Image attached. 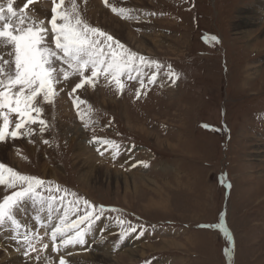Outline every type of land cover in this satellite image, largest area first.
Listing matches in <instances>:
<instances>
[{
  "label": "rangeland",
  "instance_id": "1",
  "mask_svg": "<svg viewBox=\"0 0 264 264\" xmlns=\"http://www.w3.org/2000/svg\"><path fill=\"white\" fill-rule=\"evenodd\" d=\"M25 2L13 0V6L20 9ZM102 2L77 0V5L90 25L158 61L162 65L158 80L140 89L139 79L146 80L155 70L141 66L137 79L121 77L124 89L119 93L115 83L103 76L94 88L86 85L73 97L68 93L79 77L56 85L57 90L63 88L55 98L62 105L58 109L41 104L45 130L41 132L38 123L28 125L31 137L0 143V162L45 181L25 199L26 216L34 218L37 212L41 217L51 210L54 220L76 197L81 198L80 214L83 199L116 209L106 211L86 234L84 251L92 254L88 264H264V16L244 31L237 26L256 0H108L107 6ZM7 3L0 0L6 16ZM112 7L129 9L135 17L123 19ZM38 9L50 13L51 0H37L26 14L38 21L43 18ZM121 23L126 26L123 31L118 27ZM169 65L179 74L174 82ZM75 95L87 102L79 107L89 121L87 128L73 105ZM112 105H119V110ZM11 120L14 127L15 117ZM94 136L120 145L115 160L110 148L90 142ZM82 146L92 160L80 156ZM7 184L5 174L0 202L19 190V184L16 189ZM32 204L33 216L28 209ZM16 217L30 237L41 236L44 229L35 219ZM69 218H76L75 211L69 212ZM118 219L143 225L144 235L137 238V227V232L119 240L129 225H119ZM6 223L0 226V264L11 261L4 260L6 251L17 250L18 264H45L35 252L25 256L26 246L16 243L14 226ZM25 230H19L21 240ZM166 240L185 248H163ZM75 245L77 252L80 245ZM100 245L111 249V258L105 259ZM131 247L136 254L129 253ZM53 253L54 261L48 264H55L58 253Z\"/></svg>",
  "mask_w": 264,
  "mask_h": 264
},
{
  "label": "snow or ice",
  "instance_id": "2",
  "mask_svg": "<svg viewBox=\"0 0 264 264\" xmlns=\"http://www.w3.org/2000/svg\"><path fill=\"white\" fill-rule=\"evenodd\" d=\"M35 3L37 0H26L22 8L15 9L13 0H8L7 16L4 7L0 6V143H5L8 139L16 140L22 136L31 137L33 130L26 128L28 125L38 123L40 131L43 132L46 121L40 118L43 112L41 104H54L58 91H63V88L57 90L56 85L61 84L62 81H68L70 77H79L78 82L72 81L74 86L68 93L70 97H73L78 90H86V85L94 88L100 76H103L108 83L114 82L116 91L122 92L124 84L121 77H127L129 80L137 79L141 75V66L147 68L154 66L155 70L146 80L139 79L140 89L158 80V70L162 68L158 61L139 55L112 35L90 25L82 16L77 0H69L67 6L66 0H51L50 13H45L38 21L26 14L29 6ZM103 3L107 6L108 0H103ZM32 11L36 12V9L33 8ZM111 11L123 19H131L129 15L131 10L112 7ZM212 39L216 38L212 37ZM52 43L55 48L51 46ZM168 69L173 82L179 79V74L173 72L170 65ZM140 89L136 92L137 98L142 94ZM143 94L147 95V92ZM86 103L85 100L80 99L79 95L73 98L77 115L81 117L87 128L89 121H85L79 111L80 105ZM90 113L89 106V115ZM13 116L15 117L14 127L11 126ZM21 129L25 131L21 132ZM90 142L104 146L105 150L110 148L113 160L119 154L120 145L114 140L94 136ZM44 143L47 144L49 141L45 140ZM96 151L101 156L104 155L101 147H97ZM140 163H143L144 167L148 166L147 162ZM5 174L8 177L7 186L16 189L19 184V190L6 195L0 202V226L6 222L13 225L15 234L12 238L18 245L23 242L26 246L25 256L32 251L36 253L35 258L39 260L42 249L35 248L33 240L40 243V238L37 233H33L30 237L27 226L20 223L15 213L22 207L25 199L30 198V193L44 185L45 181L21 175L0 162V185L5 184ZM228 187L230 188L231 185L229 184ZM71 195L76 196L75 193ZM63 200V197L60 198L62 206H64ZM80 204L79 197L69 201L71 207L62 215L55 217L57 223H53L51 210L48 212L46 223L39 215L34 217L36 224L45 229V235L50 229L52 251H59L60 247L69 245L84 244L85 236L92 228L93 222L99 220L106 211H117L106 209L103 205L96 206L87 199H83L84 211L80 214ZM70 211L76 213L74 220L69 218ZM117 223L121 226L129 225L119 234L121 241L127 235L137 232V227L140 229L137 238L144 235L143 225H131L124 219H118ZM22 227L26 230L21 240L19 230ZM225 235L228 234L225 233ZM48 247V243L43 244V249ZM58 264H66V262L60 258ZM145 264L150 262L145 261Z\"/></svg>",
  "mask_w": 264,
  "mask_h": 264
},
{
  "label": "bare ground",
  "instance_id": "3",
  "mask_svg": "<svg viewBox=\"0 0 264 264\" xmlns=\"http://www.w3.org/2000/svg\"><path fill=\"white\" fill-rule=\"evenodd\" d=\"M23 2V1H22ZM97 2V1H96ZM49 3V2H48ZM103 3V2H102ZM14 4V3H13ZM98 4V3H97ZM23 5V4H22ZM50 6V5H49ZM133 7V6H132ZM130 8V7H129ZM129 10V9H128ZM38 11L40 12V14L41 15H43L44 16V14L45 13H48V12H46V11H43L42 9H38ZM264 1L263 0H256V2H254V3H252V4H250V5H248V7L246 8V12H243L242 13V15H241V17L239 18V20H238V22H237V26H238V28H240V30H242V31H244V30H246V29H248V28H250L251 26H254V25H256L255 23H253V22H255L256 20H260V18L261 17H263L264 16ZM140 12V11H139ZM146 13V12H145ZM244 13L246 14V16L244 15ZM139 14V13H138ZM40 15V16H41ZM129 15L131 16V18H133L134 19V13H132V12H129ZM244 15V16H243ZM42 16V17H43ZM134 16V17H133ZM41 19V18H40ZM140 19H142V18H140ZM38 20H39V18H38ZM144 20V19H143ZM139 21V20H138ZM148 21V20H147ZM141 22H143V21H141ZM140 22V23H141ZM124 23H121V24H119V28H120V31H123L125 28H126V26L125 25H123ZM147 25V24H146ZM144 27V26H143ZM146 27V26H145ZM128 30V29H127ZM145 30H146V28H145ZM148 30V29H147ZM243 34V33H242ZM121 35V34H120ZM151 35V34H150ZM121 36H123V35H121ZM128 36L130 37L131 35L129 34V32H128ZM119 37V36H118ZM158 39H160V38H158ZM126 40V39H125ZM128 41H129V39H128ZM135 43V42H134ZM54 45V44H53ZM140 46V45H139ZM144 46V45H143ZM145 48V47H144ZM149 48V47H148ZM67 66V65H66ZM99 82V81H98ZM91 95V94H90ZM96 95V94H95ZM84 96V95H83ZM102 98V97H101ZM84 100V99H83ZM106 101L105 100H102V103H105ZM63 103V102H62ZM107 103V102H106ZM105 103V104H106ZM104 104V105H105ZM110 104V103H109ZM56 105V107L58 108V109H60V106L62 105H58V103H57V101H55L54 102V106ZM111 105V104H110ZM112 106H115V105H112ZM63 107V106H62ZM118 107H120L119 105H117V106H115V108H116V110H119L118 109ZM64 123H65V121H63ZM68 123V122H67ZM63 129H64V127H63ZM71 130V129H70ZM78 132L79 131H77L75 134H78ZM73 134V133H72ZM76 136V135H75ZM158 139V138H157ZM79 140V139H78ZM159 140V139H158ZM79 148V147H78ZM80 149V148H79ZM82 151H84V152H82L81 153V155L80 156H82V157H85V155H88V159L90 160H92L93 158H92V155L90 154H88L87 152H88V150H85L84 149V147L82 146ZM85 160V159H84ZM86 162H88L87 160H85ZM91 167L92 166H89L88 168L89 169H91ZM109 170V167H105V170ZM106 170V172L109 174V171H107ZM112 173V172H111ZM112 174H114V173H112ZM116 174V173H115ZM47 175V174H46ZM113 176V175H112ZM115 177V176H114ZM113 177V178H114ZM118 181V180H117ZM126 182V181H125ZM122 183V182H121ZM131 185V184H130ZM1 194V193H0ZM25 209H26V206H22L19 210H17L16 211V213H15V215L16 216H18V218L19 217H21L20 219L22 220V221H25L24 219H29V218H33V217H30L29 215H27L26 216V213H25ZM28 209H29V212L31 211L32 212V216H33V214H34V208H33V204L31 205V207H28ZM22 212H24V214L25 215H23V213ZM39 213H37V212H35V215H34V217L36 216V215H38ZM59 216V215H58ZM27 217V218H26ZM45 218V223L47 222V215H44V214H42L41 215V218ZM57 217V216H56ZM54 218V217H53ZM34 219V218H33ZM27 221V220H26ZM28 222V221H27ZM57 221L54 219L53 220V223H56ZM25 223V222H24ZM6 224H8V223H6ZM13 226V225H12ZM97 226H98V224H97ZM102 227V226H101ZM108 228V227H107ZM105 229V231H108V229ZM110 228V227H109ZM44 229V228H43ZM9 230V229H8ZM101 230H103V229H100V233H101ZM104 231V232H105ZM7 232V231H6ZM14 232V231H13ZM111 233V232H110ZM99 234V233H98ZM3 235V234H2ZM7 235V234H6ZM1 236V235H0ZM50 236V235H49ZM9 238V237H8ZM40 238V243H35L34 244V247L35 248H39V247H42V251H40V259H41V261L42 262H44L45 264H48V263H50L53 259H51V255H55L53 252H55V253H58V255H57V258L55 259V264H58V259H59V257L60 258H63L64 260H65V262H66V264H73L75 261H77V263H74V264H88L89 262H91L92 261V259L90 258L91 256H92V254L90 255V254H88V253H86L84 250H85V248L83 247L84 246V244H78V245H80V247L79 248H76L77 250H79V251H77V252H75L74 250L75 249H73V248H75V247H77V245H71V246H69V247H60L59 248V251H53L52 252V241H51V238L50 237H46V235H45V229L42 231V233H41V236L39 237ZM47 238V239H46ZM46 239V240H45ZM188 239V238H187ZM43 240H45V241H43ZM44 243H48V245H49V247L47 248V249H43V244ZM57 243L59 244V239L57 240ZM149 244V243H148ZM189 244L191 245V244H193L191 241L189 242ZM131 245H133V243L131 244ZM102 245H100L99 246V248H100V251L102 252V254H103V256L105 257V259L106 260H108L109 258H111L110 256H109V254H110V251L109 250H111L110 248H108V249H105V247H101ZM143 246H144V244H143ZM167 246H171V248L172 247H174L175 249H184L185 248V245H182L181 243H175V242H171V241H168V240H166V241H164L163 242V248H166L167 249ZM145 247V246H144ZM2 248V247H1ZM138 248V247H137ZM146 248V247H145ZM169 248V247H168ZM71 249H73V250H71ZM128 249H129V247H128ZM131 250H130V252L129 253H131V254H136L137 253V251H135V249L132 251V247L130 248ZM160 250V249H159ZM169 250V249H168ZM44 251V252H43ZM46 251V252H45ZM128 251V250H127ZM156 251V250H155ZM4 252V251H3ZM17 252H19V250H17ZM17 252H14V253H11L10 252V254L6 251L5 253H6V256H5V258H4V260L5 259H7V258H10L11 259V261H10V263H8V264H18V263H20V261H19V258H17ZM21 252V251H20ZM31 252V254H33L34 252H32V251H30ZM72 252V254H70ZM4 253V254H5ZM145 253V252H144ZM101 254V253H100ZM139 254V253H138ZM18 256H20V255H18ZM132 256V255H131ZM134 256V255H133ZM143 256V255H142ZM102 257V256H101ZM138 257V256H137ZM20 258H22V257H20ZM95 258V257H94ZM105 260V261H106ZM54 261V260H53ZM40 262V261H39ZM107 262V261H106ZM41 264H43V263H41Z\"/></svg>",
  "mask_w": 264,
  "mask_h": 264
}]
</instances>
